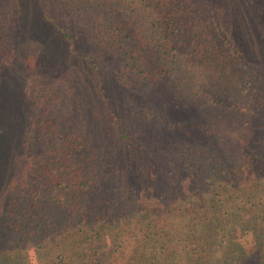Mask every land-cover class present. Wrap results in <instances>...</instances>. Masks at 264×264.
Listing matches in <instances>:
<instances>
[{
    "label": "trees",
    "instance_id": "1",
    "mask_svg": "<svg viewBox=\"0 0 264 264\" xmlns=\"http://www.w3.org/2000/svg\"><path fill=\"white\" fill-rule=\"evenodd\" d=\"M29 2L0 0L1 87ZM35 2L70 51L91 45L96 87L22 72L19 101L0 96L2 262L264 264V0ZM11 125L25 183L2 165Z\"/></svg>",
    "mask_w": 264,
    "mask_h": 264
},
{
    "label": "rangeland",
    "instance_id": "2",
    "mask_svg": "<svg viewBox=\"0 0 264 264\" xmlns=\"http://www.w3.org/2000/svg\"><path fill=\"white\" fill-rule=\"evenodd\" d=\"M28 8L31 9L29 13L32 15V19L29 23L31 24L30 29H28L26 39L23 41L22 52L19 53L20 60L15 61L12 67L4 70L6 73L4 74L2 87L0 86L1 101L3 102L5 96L7 97L10 94L12 102L19 101L20 96L18 95V91L21 89L20 86L22 79L19 80V76L22 72L28 74H54L72 81L79 87L78 89H81V91L86 90V88L94 89L96 86L92 78V70H90L89 67V54H91V56L96 54H94L91 49V45L88 43L84 46L74 45L75 51H70L68 42H66L61 34L59 27L42 17L41 11L35 0H30ZM252 9L254 10V7L250 8V10ZM259 15L263 16L262 13H259ZM250 40L253 44L254 54L253 56H249V58L251 57V61H255L256 54H264V44L263 41H261V37L259 35L256 36V32ZM257 58L259 60L263 58L264 61V57L262 56H257ZM93 60L100 65L101 75L107 76L109 69L104 67L96 56ZM129 92V94H131L129 96H131L132 103L139 101L144 102L142 100H147V97L144 96L146 92H141V90H130ZM158 95V93L154 94V102H159L158 99L160 98H158ZM174 111L175 110H172L169 113L171 115L170 120L172 121L182 120L184 119L183 116H187L184 112ZM14 125H11L8 132L9 139L6 143L8 150L2 156V165L4 164L3 166L5 167L11 164V162H15V165L12 164L11 178L14 182L21 181L22 183H25L24 178H27L29 170L27 167V161L23 158L25 154V146H22V144L27 145L30 135L24 127L23 136L27 139H24L21 134L19 136L20 139H18V129L15 128ZM153 128L152 131L154 129L158 131L160 130L159 128ZM163 132L164 133L160 135V138H162L163 135H166L165 131ZM171 136L174 137V135ZM157 138L158 135L155 136V134H152L148 137V141H155ZM21 140L24 142H21ZM176 141L177 138L171 140L173 143ZM3 170H6V167ZM2 171L0 173H2ZM5 178L6 177L4 176L3 179L5 180ZM1 195L2 194L0 193V197ZM258 251L259 250L256 251V261H254L253 264H259L257 257ZM0 263L4 264L1 258Z\"/></svg>",
    "mask_w": 264,
    "mask_h": 264
}]
</instances>
